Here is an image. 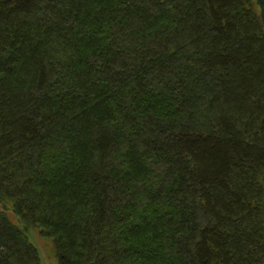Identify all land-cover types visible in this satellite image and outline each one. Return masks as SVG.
Listing matches in <instances>:
<instances>
[{"label": "trees", "instance_id": "1", "mask_svg": "<svg viewBox=\"0 0 264 264\" xmlns=\"http://www.w3.org/2000/svg\"><path fill=\"white\" fill-rule=\"evenodd\" d=\"M0 202V264H264V0H0Z\"/></svg>", "mask_w": 264, "mask_h": 264}, {"label": "rangeland", "instance_id": "2", "mask_svg": "<svg viewBox=\"0 0 264 264\" xmlns=\"http://www.w3.org/2000/svg\"><path fill=\"white\" fill-rule=\"evenodd\" d=\"M0 207H5L0 202ZM9 218L16 224L21 225L19 218L11 206L6 207ZM30 240L38 249L41 264H60L56 254L55 238L48 234L44 227H30L28 229Z\"/></svg>", "mask_w": 264, "mask_h": 264}]
</instances>
